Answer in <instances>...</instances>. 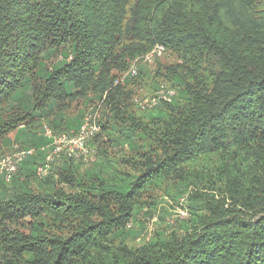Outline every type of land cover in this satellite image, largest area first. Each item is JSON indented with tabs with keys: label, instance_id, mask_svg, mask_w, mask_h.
<instances>
[{
	"label": "trees",
	"instance_id": "trees-1",
	"mask_svg": "<svg viewBox=\"0 0 264 264\" xmlns=\"http://www.w3.org/2000/svg\"><path fill=\"white\" fill-rule=\"evenodd\" d=\"M157 45L175 61L137 73L174 94L138 117L129 69ZM95 99L118 146L146 144L140 171L38 178L44 123L76 134ZM0 143L35 149L0 167V264H264V0H0ZM180 166L190 217L133 246L155 213L136 196Z\"/></svg>",
	"mask_w": 264,
	"mask_h": 264
},
{
	"label": "rangeland",
	"instance_id": "rangeland-1",
	"mask_svg": "<svg viewBox=\"0 0 264 264\" xmlns=\"http://www.w3.org/2000/svg\"><path fill=\"white\" fill-rule=\"evenodd\" d=\"M152 51L145 54L141 59L135 60L130 69L135 68L138 71V65L140 62L144 63L150 70L157 68V62L167 63L175 61V57L169 52L164 51L160 55L150 57ZM116 78L115 84H119L123 80L124 75ZM154 76V73H153ZM137 82L141 84L135 85L133 88L136 91L134 98L131 100L134 106V113L140 117L145 111L155 109L162 100H166L169 95L174 94V90L170 89V85L162 78H158V82H153L151 77H143L138 73L135 74ZM159 87L156 89V87ZM105 98V96H104ZM78 107H73L70 113L75 114L78 111ZM148 121V120H144ZM83 122H87L90 125L98 126L99 130L91 135L86 140V152L80 153L79 150L76 154L71 155L70 150L66 143H64V137H70L74 134L68 133H55L53 129L48 125H43V135L52 137L54 139L52 149L48 154L46 160L47 168L41 171V167L38 169V178L44 176L50 171L55 170L56 173H70L80 177L83 189L90 190L91 186H96L102 183L115 184L117 175L127 176L128 174L138 173L146 160L143 155L147 149L146 144H142L143 141L139 139L137 143L142 146V149L130 148L127 146H118L115 143V133L112 130L114 124L113 116L110 109H108L102 100L95 99L86 109L83 117ZM13 136V133L11 134ZM6 147V148H5ZM30 152V153H28ZM35 152V149L22 147L20 144H14L11 146H4L0 143V158L10 157L11 159H18L23 156V159L28 155ZM72 160V162H70ZM100 163L103 166L113 164L116 170L104 168L103 170H92L95 165ZM74 165L77 169H74ZM71 166L73 168H71ZM19 167V165H18ZM69 167V168H68ZM182 167L180 166L173 170L168 175L163 176V179H159L157 184L143 188L136 196L137 201H140L147 205H152L150 210H154L151 216L142 218L146 225L145 237L138 240L133 246L142 244L144 240H148L154 237L156 231L169 232L173 228L167 227L166 223L176 226L177 219L184 217L188 219L190 217L186 211V200L183 198L180 203H176L172 199V194L175 191L177 179L183 174ZM61 179L57 176V180ZM76 181V180H74ZM79 188V182H73ZM82 190V189H81ZM202 191V190H200ZM195 189L191 188L188 194L193 195ZM163 215V218L161 217ZM131 223V222H130ZM129 223V224H130ZM135 226L137 224H134Z\"/></svg>",
	"mask_w": 264,
	"mask_h": 264
},
{
	"label": "built area",
	"instance_id": "built-area-1",
	"mask_svg": "<svg viewBox=\"0 0 264 264\" xmlns=\"http://www.w3.org/2000/svg\"><path fill=\"white\" fill-rule=\"evenodd\" d=\"M164 50H165L164 46L157 45L152 50L151 54H149V56L153 57L155 55H160L162 52H164ZM131 73L135 75L137 73V70L135 68H132ZM98 130H99L98 126H93L87 122L86 123L83 122L82 126L80 127L79 131L76 134L71 135L70 137H64L63 141L68 146L70 150V154L71 155L76 154L77 150H79L80 153L86 152V140ZM22 159L23 156L19 157L16 160L11 159L10 157L0 158V167L4 169L7 180H9L11 175L17 171L18 165L22 161ZM47 165L48 164H46L45 166H41L40 170L43 171L45 168H47Z\"/></svg>",
	"mask_w": 264,
	"mask_h": 264
},
{
	"label": "clouds",
	"instance_id": "clouds-1",
	"mask_svg": "<svg viewBox=\"0 0 264 264\" xmlns=\"http://www.w3.org/2000/svg\"><path fill=\"white\" fill-rule=\"evenodd\" d=\"M41 167V166H40ZM39 169V168H38Z\"/></svg>",
	"mask_w": 264,
	"mask_h": 264
}]
</instances>
